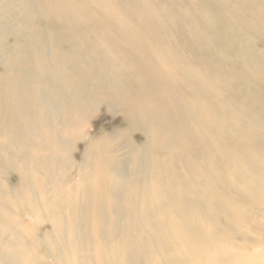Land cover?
<instances>
[{"label":"bare ground","instance_id":"1","mask_svg":"<svg viewBox=\"0 0 264 264\" xmlns=\"http://www.w3.org/2000/svg\"><path fill=\"white\" fill-rule=\"evenodd\" d=\"M0 67V264H264V0H0Z\"/></svg>","mask_w":264,"mask_h":264},{"label":"rangeland","instance_id":"2","mask_svg":"<svg viewBox=\"0 0 264 264\" xmlns=\"http://www.w3.org/2000/svg\"><path fill=\"white\" fill-rule=\"evenodd\" d=\"M48 27H50V25H48ZM47 39L45 41H43V44L41 45L42 47L46 48L47 50V54L52 53V44H53V39L51 37H46ZM42 42V41H41ZM50 55V54H49ZM51 56V55H50ZM1 68V67H0ZM104 117V116H103ZM96 119H100L101 120V124L100 127H103L108 130V131H112L114 128H116L118 125L121 124V120L120 119H111L110 121L107 118H95L93 121V127L95 128V126L97 125L96 123L98 122V120ZM98 127V126H97ZM121 127V126H120Z\"/></svg>","mask_w":264,"mask_h":264}]
</instances>
